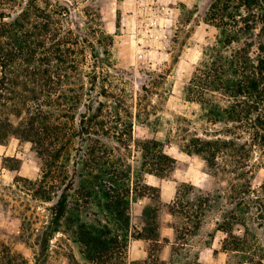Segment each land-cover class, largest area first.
<instances>
[{
  "label": "rangeland",
  "instance_id": "1",
  "mask_svg": "<svg viewBox=\"0 0 264 264\" xmlns=\"http://www.w3.org/2000/svg\"><path fill=\"white\" fill-rule=\"evenodd\" d=\"M215 1L0 0V27L22 13H30L34 24H45L34 17V8L54 17L55 23L43 32L44 44L63 54L64 63L54 64L61 68L55 83L74 90L68 94L73 102L64 101L60 112L65 116L63 133L74 137L59 158L41 155L17 138L0 148V244L16 263L126 264L122 238L108 254L90 259L75 236L77 217L93 220L99 213L81 195L79 176L92 164L90 149L100 144L119 176L130 175L120 182L131 194L136 188L138 194L157 197V189L145 187L152 181L149 172L156 169L161 180L177 183L175 209L187 213L175 215L177 225L186 230L196 217L205 224L194 242L197 248L210 243L216 230L230 229L225 248L235 252L229 264L264 258V133L255 124L264 105L255 98L233 99L223 91L204 95L201 104L189 93L193 73L206 59L204 51L221 35L213 18ZM241 6L234 13L245 15ZM262 26L259 22L245 32L227 54L245 47L255 61ZM243 101L248 107L241 108ZM237 104L231 113L236 117L228 119L222 110ZM196 141L212 145L198 156ZM223 143H228L226 149ZM163 153L168 158H159ZM66 187L71 189L68 210L55 231L51 222ZM234 238L247 243H234ZM191 257V263L196 261V252Z\"/></svg>",
  "mask_w": 264,
  "mask_h": 264
},
{
  "label": "trees",
  "instance_id": "2",
  "mask_svg": "<svg viewBox=\"0 0 264 264\" xmlns=\"http://www.w3.org/2000/svg\"><path fill=\"white\" fill-rule=\"evenodd\" d=\"M234 1L238 4L230 6ZM240 4L245 15L234 13ZM231 9L233 14H229ZM34 10V17L37 20L44 19L45 24H34L30 13H22L13 23L0 27V68L2 70L0 71V148L7 146L12 138H17L31 143L39 154H50L51 159H57L71 145V139L74 137L70 138V135L68 137V134L63 133V126L65 128L66 125L62 126L61 119L65 116L60 113L64 108V101L73 102L72 98H68V94H73L74 90L55 83V80H59L60 77L55 74H58L61 68H54V64L64 63L61 59L63 54L60 48L55 47V50H50L44 44L43 32L49 25L55 23L54 17L50 14L44 15L40 9L34 8ZM212 11L215 16L213 18L219 22L217 27L221 30V35L215 45L207 47L204 51L206 59L193 73L190 95L201 103L204 95L223 91L233 99L255 98L262 103L259 104L261 107L264 105V0H216L212 5ZM259 22L263 24L260 30L263 43H260L258 58L255 61L250 60L245 47L232 50L228 55L229 47L239 43L240 37L245 32L255 29ZM68 55L72 54L68 53ZM242 103L245 105L241 108L248 107L247 102ZM236 106L239 107V104L222 110L223 114L228 115L227 118L230 120L235 118V114L231 113L236 112ZM256 110L259 111L258 107ZM260 111L262 114L255 124L264 133V108ZM55 112L58 114L55 115ZM216 114H218L216 111H211V115ZM86 131L83 126L82 132ZM196 142L198 145L196 144L197 149L194 153L198 156L212 145L206 142L204 147V144ZM95 144L99 145L100 142ZM218 145L215 143V147ZM221 145L225 148L228 143ZM106 153L104 144H100L99 147L93 146L90 149V155L93 156L92 164L90 166L86 164L85 173L79 176L81 195L87 201H91L99 211L98 215L95 214V219L83 220L79 216L73 224L76 227V239L85 248L90 259L108 254L120 238L127 247L131 231L132 198L136 200L146 195L152 198V204L146 207L140 219L143 230L141 233L133 234L132 237L135 238L146 240L158 238L159 222L164 208L173 215H187L183 211L175 210L177 202L174 206H163L159 200L158 188L145 184L150 192L158 190L157 197L145 192L138 194L136 188L131 194L126 183L120 182L125 179L130 180V175L119 176L116 164L105 159ZM146 153L148 156L152 155L147 150ZM215 155H210L209 158ZM159 158L166 159L168 156L163 153ZM205 160L209 162L207 158ZM156 171L161 172L160 169ZM149 173L164 179L155 172ZM70 190V187L65 188L54 210L51 224L56 226L55 231L67 213ZM187 218L190 219L188 216ZM196 219L194 229L198 230L200 221L198 217ZM226 233L229 235L231 230L229 229ZM234 239V243H247L238 238ZM246 260L253 264H262L261 261L255 262L253 259L246 258ZM0 264H18L8 247L2 244H0Z\"/></svg>",
  "mask_w": 264,
  "mask_h": 264
},
{
  "label": "crops",
  "instance_id": "3",
  "mask_svg": "<svg viewBox=\"0 0 264 264\" xmlns=\"http://www.w3.org/2000/svg\"><path fill=\"white\" fill-rule=\"evenodd\" d=\"M149 177L152 178V181L147 182L146 185L158 188L161 204L163 206H174L177 202V183L172 180H161V178L155 175H149ZM151 204L152 198L149 195L136 200L134 198L131 199V231L126 248V264H172L174 262L176 264H195V262L197 264H229L231 261L230 254L235 251L225 248L228 238L226 232L219 229L216 230L210 243L197 248L196 245H199V243L194 242L200 237L201 232L204 231V222H200L199 229L195 230L194 226L188 221L186 223V227L188 228L185 230L183 225H177V216L165 208L162 211L159 222L158 238L146 240L132 237L133 234L142 232L143 224L140 223V219L146 207ZM164 214L166 215V219L164 218ZM180 231L183 235L182 238L179 237ZM193 252H196V261L191 263ZM259 260L264 264V258ZM242 264L253 263L245 258Z\"/></svg>",
  "mask_w": 264,
  "mask_h": 264
}]
</instances>
